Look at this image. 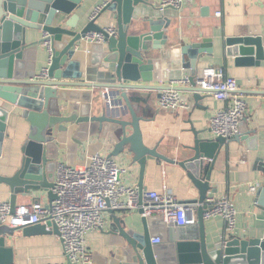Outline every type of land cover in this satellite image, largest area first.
Returning <instances> with one entry per match:
<instances>
[{
  "label": "water",
  "instance_id": "water-1",
  "mask_svg": "<svg viewBox=\"0 0 264 264\" xmlns=\"http://www.w3.org/2000/svg\"><path fill=\"white\" fill-rule=\"evenodd\" d=\"M84 2L0 0V153L10 119L22 118L29 124L19 168L12 176H0L9 186L12 210L19 196H47L52 203L57 198L53 189L60 158L72 166L81 165L84 160L77 161L81 149L95 154L105 147L110 157L132 155L139 165L141 201L148 162L163 160L177 163L187 172L198 189V198L188 202L201 205L197 222L177 227L172 234L162 219L142 217L140 228L130 227L125 217L109 210L114 215L109 232L116 235L115 242L95 254L91 264H264V236H232L210 245L204 227V213L209 208L205 201L208 192L214 191L211 183L217 157L222 146L240 139L243 131L226 138L203 136L205 130L193 128V142L176 150L177 160L168 158L157 147L144 143L143 117L137 115L127 92L173 88L182 91L186 100L200 104L202 94L208 92L197 86L203 73L198 64L201 54L212 53L211 40L168 45L166 30L180 11L162 8L158 0H106L96 18L81 23L78 11ZM105 14L116 23L114 36L98 24ZM36 31L51 39V61L39 72L34 57L44 38L29 41ZM92 32H103L104 41L87 43L85 37ZM225 46L238 63L258 65L264 61L259 36L229 37ZM182 77H188V85H170ZM98 134L101 140L87 148ZM257 196L262 203L264 188L257 189ZM183 228H188L187 232ZM23 229L26 234H59L52 222ZM16 230L0 223V264L14 262V250L8 243ZM156 237L159 243L152 242ZM64 264L78 263L67 259Z\"/></svg>",
  "mask_w": 264,
  "mask_h": 264
},
{
  "label": "crops",
  "instance_id": "crops-1",
  "mask_svg": "<svg viewBox=\"0 0 264 264\" xmlns=\"http://www.w3.org/2000/svg\"><path fill=\"white\" fill-rule=\"evenodd\" d=\"M104 1L106 0H85L83 7L78 11L81 23L89 21L96 7L102 5ZM218 11L220 15L216 14ZM98 24L103 28L107 26L116 28L115 21L107 14L98 20ZM166 34L170 46L201 43L205 39H210L212 53L201 54L199 68L222 67L227 75L234 77L238 82V94L247 104L245 118L239 127V132L243 131L242 136L222 146L212 174L211 184L214 191H209L207 198L229 195L238 211L235 236L262 238L264 201L259 202L261 198L257 196V189L264 188V171L261 168L264 167V61L258 65L238 63L236 55L227 54L225 39L246 35L259 36L264 49V0H194L180 10L178 18H172ZM44 35L36 31L32 33L29 41L42 40ZM39 49L38 55L34 57L38 72L49 65L50 56L44 44H41ZM160 91L127 92L137 115L143 117L140 124L144 143L150 148L157 147L158 152L177 160L176 150H181L183 146L193 142V128L205 130V133L201 134L203 136L214 137L209 131L210 118L218 109L224 108L226 102L216 100L212 94L204 92L198 105L190 99L188 109L161 110L158 107ZM125 118L129 119L130 115ZM28 132L29 124L26 120L10 119L0 153V176H12L19 168L22 158L21 146ZM99 140L100 135H95L89 140L87 148ZM100 152L108 155L110 150L103 147ZM88 154H90L88 149L84 151L81 149L77 161L82 162ZM114 159L128 169L124 176L125 182L138 186L140 167L133 161L132 155ZM59 162L66 161L60 158ZM249 183L257 186L255 191L250 189ZM144 186L145 190L157 192L170 189L184 202L198 198V189L192 184L187 172L177 163L150 160L144 175ZM10 196L9 186L0 181V203L10 202ZM36 200L49 203L47 196L34 195L19 196L17 205L29 204ZM115 215L125 217L130 227L140 228L142 217L138 212H115ZM105 218L104 230L88 234L89 248L93 256L115 242L116 235L109 232L114 215L108 210ZM165 225L171 234L179 230L166 223ZM204 227L210 245L221 243L226 238V222L222 217L205 219ZM186 229L188 228L181 230L187 232ZM192 230L196 233L198 231L195 227ZM8 244L14 250L13 264H64L67 260L61 238L54 232L26 234L23 228H17Z\"/></svg>",
  "mask_w": 264,
  "mask_h": 264
},
{
  "label": "built area",
  "instance_id": "built-area-1",
  "mask_svg": "<svg viewBox=\"0 0 264 264\" xmlns=\"http://www.w3.org/2000/svg\"><path fill=\"white\" fill-rule=\"evenodd\" d=\"M194 0H161L162 8H174L179 11ZM106 1L94 10L91 19L96 18ZM217 15L221 13L216 12ZM104 32L114 36L117 29L113 26L104 27ZM103 32L87 34V43L103 42ZM43 44L49 49V62L52 58L50 35L45 34ZM189 84L188 77L171 81V86ZM197 86L216 100L225 101L226 106L218 109L210 118V128L214 137L226 138L238 134L240 123L245 118L247 104L238 94L237 80L226 74L222 67L208 66L203 68L202 78H198ZM104 94L107 91H103ZM110 102V100H108ZM190 102L184 93L176 89L160 91L158 107L161 110L176 111L188 109ZM128 169L120 165L114 157L97 152L88 154L84 164L72 166L67 162H59L55 170L54 193L56 200L44 203L36 200L29 204L17 205L13 211L10 202L0 203V223L11 228H23L38 223H54L61 238L65 257L78 264H91L93 254L89 248L88 234L104 230L106 227L105 213L138 212L147 219L161 218L167 225L185 227L197 222L199 203L181 201L170 189L164 192L144 190L142 201L137 185L125 182L124 176ZM251 190L257 186L249 183ZM209 206L204 219L222 217L226 222V238L237 233V209L229 195L211 196L205 201ZM141 211V212H140ZM50 229L51 227H47ZM159 243L160 238L152 239Z\"/></svg>",
  "mask_w": 264,
  "mask_h": 264
}]
</instances>
